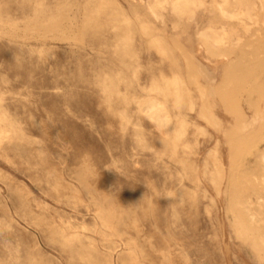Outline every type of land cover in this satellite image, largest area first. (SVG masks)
I'll return each mask as SVG.
<instances>
[{
	"label": "rangeland",
	"instance_id": "1",
	"mask_svg": "<svg viewBox=\"0 0 264 264\" xmlns=\"http://www.w3.org/2000/svg\"><path fill=\"white\" fill-rule=\"evenodd\" d=\"M0 264H264V0H0Z\"/></svg>",
	"mask_w": 264,
	"mask_h": 264
},
{
	"label": "bare ground",
	"instance_id": "2",
	"mask_svg": "<svg viewBox=\"0 0 264 264\" xmlns=\"http://www.w3.org/2000/svg\"><path fill=\"white\" fill-rule=\"evenodd\" d=\"M248 14H250L249 10H248Z\"/></svg>",
	"mask_w": 264,
	"mask_h": 264
}]
</instances>
